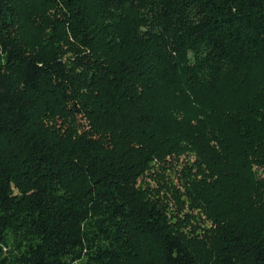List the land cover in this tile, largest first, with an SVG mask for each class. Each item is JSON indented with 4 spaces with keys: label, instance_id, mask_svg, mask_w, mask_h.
Here are the masks:
<instances>
[{
    "label": "trees",
    "instance_id": "trees-1",
    "mask_svg": "<svg viewBox=\"0 0 264 264\" xmlns=\"http://www.w3.org/2000/svg\"><path fill=\"white\" fill-rule=\"evenodd\" d=\"M7 232L18 264H264V0H0Z\"/></svg>",
    "mask_w": 264,
    "mask_h": 264
},
{
    "label": "rangeland",
    "instance_id": "rangeland-1",
    "mask_svg": "<svg viewBox=\"0 0 264 264\" xmlns=\"http://www.w3.org/2000/svg\"><path fill=\"white\" fill-rule=\"evenodd\" d=\"M20 240V236L11 232L0 236V264H18V257L25 251V243Z\"/></svg>",
    "mask_w": 264,
    "mask_h": 264
}]
</instances>
